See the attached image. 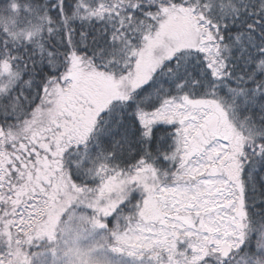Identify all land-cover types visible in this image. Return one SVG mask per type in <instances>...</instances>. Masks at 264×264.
<instances>
[{
  "label": "snow or ice",
  "instance_id": "snow-or-ice-1",
  "mask_svg": "<svg viewBox=\"0 0 264 264\" xmlns=\"http://www.w3.org/2000/svg\"><path fill=\"white\" fill-rule=\"evenodd\" d=\"M69 248L264 264V0H0V264Z\"/></svg>",
  "mask_w": 264,
  "mask_h": 264
},
{
  "label": "rangeland",
  "instance_id": "rangeland-1",
  "mask_svg": "<svg viewBox=\"0 0 264 264\" xmlns=\"http://www.w3.org/2000/svg\"><path fill=\"white\" fill-rule=\"evenodd\" d=\"M89 243H90L89 241L82 239L74 247H79L80 249L86 250L89 247ZM64 254L68 256V260L65 261V264H76V261L73 258L74 252L72 248L66 249Z\"/></svg>",
  "mask_w": 264,
  "mask_h": 264
}]
</instances>
